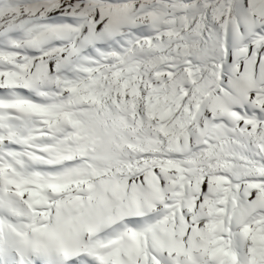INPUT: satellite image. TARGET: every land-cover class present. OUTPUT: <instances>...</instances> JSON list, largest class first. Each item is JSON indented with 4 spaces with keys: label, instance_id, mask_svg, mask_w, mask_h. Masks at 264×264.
<instances>
[{
    "label": "snow or ice",
    "instance_id": "obj_1",
    "mask_svg": "<svg viewBox=\"0 0 264 264\" xmlns=\"http://www.w3.org/2000/svg\"><path fill=\"white\" fill-rule=\"evenodd\" d=\"M0 264H264V0H0Z\"/></svg>",
    "mask_w": 264,
    "mask_h": 264
}]
</instances>
